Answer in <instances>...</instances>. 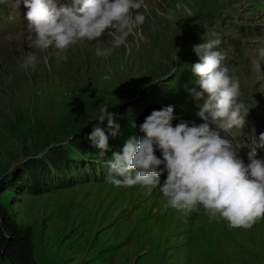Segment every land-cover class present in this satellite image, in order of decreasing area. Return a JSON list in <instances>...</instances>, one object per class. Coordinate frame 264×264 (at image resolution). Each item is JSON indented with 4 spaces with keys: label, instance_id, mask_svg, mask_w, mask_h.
<instances>
[{
    "label": "rangeland",
    "instance_id": "obj_1",
    "mask_svg": "<svg viewBox=\"0 0 264 264\" xmlns=\"http://www.w3.org/2000/svg\"><path fill=\"white\" fill-rule=\"evenodd\" d=\"M247 3L144 0L138 11L145 21L125 44L115 47L106 30L70 46L59 61L55 49L33 46L22 23L13 26L14 38L0 48V208L32 229L37 264H264V217L251 228H230L200 204L167 206L159 186L117 187L80 173L103 157L88 139L99 108L116 114L119 134L138 139L153 110L176 108L166 83L181 75L199 90L191 66L199 62L193 48L202 30L223 21L234 38L228 15ZM98 48L112 50L97 56ZM29 51L37 62L21 68ZM99 126L110 131L107 120ZM81 158L92 162L75 168Z\"/></svg>",
    "mask_w": 264,
    "mask_h": 264
},
{
    "label": "clouds",
    "instance_id": "obj_2",
    "mask_svg": "<svg viewBox=\"0 0 264 264\" xmlns=\"http://www.w3.org/2000/svg\"><path fill=\"white\" fill-rule=\"evenodd\" d=\"M16 2L19 7L21 0ZM22 2L28 9L27 39L37 49H55L58 61L68 59L63 53L70 46L85 39L96 40L106 30H111L115 47L123 45L145 21V15L138 11L144 0H71L70 5L57 0ZM218 44L219 40H211L193 48L199 62L191 66V72L199 78L202 91H189L195 99L203 100L196 113L202 123L177 118L173 106L153 110L139 125L138 139L126 138L122 152H113L108 179L117 187L142 185L151 191L159 186L171 208L184 211L200 204L212 216L226 220L230 228H251L264 217V158H258L257 152L264 151V132L255 136L245 164L226 136L232 128L242 133L249 109L239 102V82L223 65L225 56L214 50ZM111 50L98 48L96 54L107 56ZM36 62L29 51L20 67H34ZM115 119L116 114L107 106L99 108L94 120L98 124L88 139L100 156L108 151L109 143L118 146L114 144L120 126ZM176 119L179 122L173 126ZM105 120L110 131L99 126ZM165 172L161 186L159 178Z\"/></svg>",
    "mask_w": 264,
    "mask_h": 264
},
{
    "label": "trees",
    "instance_id": "obj_3",
    "mask_svg": "<svg viewBox=\"0 0 264 264\" xmlns=\"http://www.w3.org/2000/svg\"><path fill=\"white\" fill-rule=\"evenodd\" d=\"M32 238L31 228H19L10 214L0 208V258L13 264H37Z\"/></svg>",
    "mask_w": 264,
    "mask_h": 264
}]
</instances>
